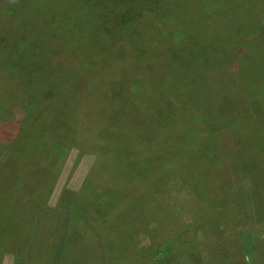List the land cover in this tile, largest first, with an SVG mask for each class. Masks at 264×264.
Masks as SVG:
<instances>
[{"label":"rangeland","instance_id":"1","mask_svg":"<svg viewBox=\"0 0 264 264\" xmlns=\"http://www.w3.org/2000/svg\"><path fill=\"white\" fill-rule=\"evenodd\" d=\"M54 2L44 6L42 17L36 13L28 20L35 29L31 37L16 40L13 60L29 58V42L40 44L47 29L40 48L55 43L66 57L83 51L84 64L90 55H108L111 44L124 61L133 52L142 55L145 44L142 58L149 60L148 67L139 73L118 68L120 78L110 74L104 95L88 96L87 103L95 109L98 105L119 127L112 132L120 134L111 144L116 153L106 154L110 165L101 164L95 149L82 139L64 144L63 154L55 150V139L71 134V103L81 76L79 68L67 64L47 70L42 90L49 97L45 103L37 98L33 110L40 123L53 128L48 135L29 130L28 144L38 148L45 138L41 147L47 156L56 151L49 179L29 175L36 165L28 160L4 165L9 143L17 155L30 147L6 136L27 139L17 131L28 103H18L23 92L0 87V168L5 166L0 170V264L29 259L20 250L15 253L20 260L13 259L21 228L26 236L31 234V241L25 240L28 248L43 243L49 248V258L38 264H58L60 256L59 264H264V0H103L93 9L103 14L101 20L110 28L105 33L81 24L82 11L73 0ZM11 3L0 0V15L20 4L10 8ZM145 10L163 15L164 24L154 28L155 18ZM7 22L0 17L1 25ZM5 48L0 46V57ZM154 60L161 64L154 67ZM139 89L144 94L136 98ZM81 93L87 96L86 90ZM62 103L69 104L64 108ZM76 103L82 108L79 99ZM8 127L12 130L6 133ZM176 127L183 129L170 132ZM193 144L209 153L211 166L220 168L222 188L213 189V177L211 183L203 179L206 166H199ZM254 147L256 161L248 159ZM182 152L187 155L181 162L192 165L179 175L176 161ZM109 167L116 176L122 171L135 174L138 193L122 199L132 186L126 179L124 186L112 180L114 188L109 189ZM128 173L122 172L123 177ZM87 184L103 188L91 196L84 192L90 189ZM67 190L74 195L65 194ZM25 194L21 198L27 219L24 209L9 201L11 195Z\"/></svg>","mask_w":264,"mask_h":264},{"label":"trees","instance_id":"2","mask_svg":"<svg viewBox=\"0 0 264 264\" xmlns=\"http://www.w3.org/2000/svg\"><path fill=\"white\" fill-rule=\"evenodd\" d=\"M49 1L50 0H12V3L10 4V8L11 6H13V3H16L17 5L18 3H20L19 7L16 8L15 11L12 13L11 12L3 13L5 16H2L3 14L0 15L2 19H5L8 21L4 25L0 24V37H1L0 46L3 45V47H6L4 54L0 57V87L1 89L3 88L12 89L13 93L19 94V92H23V99H21L18 103H28V105L24 106L25 111H26L25 112L26 117L23 120L24 122L20 123L21 127L17 131V134H20L21 132H23L27 139L20 140L18 135L14 136L13 138L10 135H6V136H8L13 141V143L19 141L20 143L25 142L27 143V145H29L30 144L29 139H28L29 130L30 132L36 131L37 133L48 135L46 133L50 132L53 126L50 123H40L37 120V118L34 115L35 110H33V103H37L36 102L37 98H40L43 101V103H45V101L49 97L47 92L43 93V90H42V85L49 75L47 70L53 67L54 65H58L59 63H61V65L67 64L68 68H75V69L79 68L80 69L79 75L81 77L79 76L80 79L78 82V92L77 93L75 92V94L76 95L78 94V95L75 98L76 101H74V103H71L75 107L74 112H73L75 116V120L71 117V122L73 124L71 134H69V136H64V137L59 136V139H55L54 144L56 145H54V148H56L55 150L60 152V154H63V151H61V149H64V147L68 146V145L64 146V144L73 142V143H70V145H73L79 142L80 139H82L84 143L86 142L91 148L95 149V152L97 153V156H98L97 160H99L101 164L104 165L105 163H107L108 165H110V161L106 159V154H108V150H110V152L114 151L116 153V149L114 147L112 149L111 144L114 142L115 137L120 135V134L113 135V133H115V131L118 130L119 127L115 125L113 122H111L109 119L105 118L99 112L100 110L97 109L98 105H96V109H95L93 107L95 105H93L92 103H87L88 96L92 95L96 98L99 95H104L103 93H104V86L106 84V79H111L112 78L111 75L116 76L117 78H120V74H118V72L115 73V70H117L118 68H121L122 70H126L127 67H130L132 68V71L138 72V73L141 71H144V69L148 67L147 61L149 60H144L142 58V55H144V52L147 50V48L144 44V46L141 47L142 55L140 53L133 52V54L127 60L124 61V59L120 58L117 55V52L114 53L116 46H114V44H111L109 51H108V55L106 56H102V55L99 56V54L98 55L94 54L93 56L90 55L91 57L90 60L86 61V63L84 64L81 62L83 51L76 53L75 56L66 57L67 52L60 51L61 47H59L55 43L51 44L50 49L45 46H43V48H40L45 42L47 38V33L49 31L45 29L43 31L44 32L43 35H41L40 44H32L29 42L31 49L33 50L29 58L19 59L17 61L13 60L14 50L17 45L14 47L12 46L14 45L16 40H23L25 38L31 37L30 35H32V31L35 28L34 26L27 24L28 20L32 18V16L35 15L36 13H38V16L42 17L44 14L43 8L44 6H46V4ZM73 1L75 2V4H77V6H80V10L82 11L81 24L85 28L96 29L98 32H103V33L108 32L110 30L109 27L104 26L103 19L101 20V17L103 14L101 15V13H96V9L95 11L93 9L94 5H97V3H104L103 0H73ZM4 8L9 9L8 7H4ZM145 9H148V8H145ZM142 13H145L147 15L153 14L150 10L148 11L145 10ZM56 16H58V14ZM161 16L163 15H159V17H157L156 15L153 14V17L155 18V25L153 27L156 29H159L160 24H164L163 20L162 21L160 20ZM22 19L24 20L21 21ZM65 34H66L65 31H62V34L60 33V35H62L63 37L65 36ZM117 38H120V37H117ZM55 41H59V38L56 37ZM152 62H154V67L159 66V65L157 66V63H160V62L155 61V60ZM162 65L164 66V64ZM164 67L167 68V65ZM138 73H135V74H138ZM83 89L87 91L86 97H84L83 93H81ZM18 94L10 96V97L11 98L17 97ZM143 94H144V90L139 89V92L136 98L143 96ZM27 99H30V100L25 101ZM78 99H79V102L83 105L82 108H76L78 104L76 102L78 101ZM66 104H69V103H62L61 107L65 108ZM134 105L138 106L140 105V103H135ZM169 109H171L173 112V110L175 109L174 104H173V107H170ZM84 110H85V113H84ZM170 117L168 118L169 120H170ZM74 121L75 123H73ZM158 121L159 119L157 118V116L154 119H152V122L154 124H156ZM148 122H145V123L147 124ZM168 123L169 122H167V124ZM199 123L201 122H196L195 124L202 126ZM60 125L62 124L60 123ZM190 125H193L192 121H190ZM159 126H160L159 128L161 129V124H159ZM145 129L146 128H143V131ZM182 129L183 128L181 127H176L174 130L170 132L178 133ZM11 130H12L11 127H8L6 130V133L10 132ZM199 139L200 137L197 139V142ZM50 140L51 139H49L48 141ZM2 141H3V138H2ZM45 141H46L45 138L42 139V141L38 143V148H34L30 146L31 145L30 144L29 146L32 148L29 147L27 151H17L18 155L15 152L16 147L14 150L13 148L10 147L11 144L9 143L8 145L9 152L7 155L8 157L6 161L4 162V165L8 166L10 165V163L12 164V161L14 160L15 161L20 160L21 163L22 162L25 163V160H28L27 163L29 165L30 164L36 165L35 170H32V172L29 173V175L33 177V174L36 173L38 176L40 175L45 179H49L51 175L54 176L53 170H55L56 167H54L53 161L56 159H54L53 157H55L57 153L55 151L54 154H52L53 157H50V156L48 157L47 156L48 150L43 151L41 147L43 146L42 144H44ZM35 146L37 147V144ZM193 147H195L194 144H193ZM256 147H254V150L251 149L253 152H250L248 159L254 160L255 158V161H256V156L254 154ZM194 150H196L199 153L197 155L200 156L199 166L201 163H203V165L206 166L204 170H206L207 172L203 170L204 171L203 179L211 183V180L209 179L213 177L214 178L212 182L214 185L213 189L222 188L224 186V179L221 177L222 172L219 167L217 166L214 167L213 165L211 166V162L208 159H206L207 157L208 158L210 157L209 153L206 150H198L197 147H195ZM36 151H38L39 153L36 154L35 153ZM13 152H15V155ZM185 155L187 154L185 152H182L179 155V157H177L176 174H179L178 173L179 171L188 170L189 169L188 166L192 165V163H182L181 162L182 158L184 159ZM8 160H11V162L9 161V163H6ZM4 165L1 166L0 170H2V167L5 168ZM193 166L194 168L197 167V165H194V164ZM209 168L213 171V173H209ZM110 169H112V167L105 168V175L108 178H111L110 182L105 184L107 185L109 189L114 188V185L113 184L111 185L112 180L117 181L118 183L123 184L124 186V179H126L132 184V186L125 189L126 193L123 195L122 199L130 198L131 196H134L138 193L139 185L137 184L138 181H137V176L135 174L133 175L131 173L122 171L130 175H126L123 177L122 172H120L121 174H118V176H116ZM90 178H92V176H90ZM37 179L38 178H34V182L37 183ZM53 180L55 181L56 179L53 177ZM88 183H91V181L88 180ZM87 187L90 189H85L84 192L90 193L91 196L95 193V190H97L98 188L100 189L103 188V186L101 185L99 186L95 185V187L92 189L90 184H87ZM122 187H119V188H122ZM141 188H144L143 183L141 185ZM70 192H71L70 190L69 191L67 190L64 193L65 194L69 193L70 195H74V193L72 192L70 193ZM11 196L12 197L9 198V201H12V202L14 201L17 203V205H19V207L23 208L24 215L26 216V219H27L28 211H25L26 209L22 205L23 198H21V197H27L26 194L16 195V196L11 195ZM72 197L70 198L67 197V198L71 199ZM1 205L3 204L0 202V207H2ZM91 221L92 223L94 222L93 219H90V222ZM18 234L20 235L21 242H19V244L16 246L15 252L12 253L14 254L13 259L15 258L17 262L20 260V257L15 255V253L18 250L22 252H26V254L29 256V259L25 262V264H38L37 261L40 262L41 260L40 256H38V253L40 251H46L44 256H46L49 253L48 251L49 248L47 246H43L44 243L36 248H33V247L28 248L26 246L25 240H27L28 238V241H31V234L26 236L22 228L19 229ZM41 237L35 238V239H42ZM30 250H33V251L29 253Z\"/></svg>","mask_w":264,"mask_h":264},{"label":"crops","instance_id":"3","mask_svg":"<svg viewBox=\"0 0 264 264\" xmlns=\"http://www.w3.org/2000/svg\"><path fill=\"white\" fill-rule=\"evenodd\" d=\"M44 245H45V244H44ZM45 246H46V245H45ZM47 247H48V246H47ZM48 251H49V250H48ZM44 257H45V259L47 260V259L49 258V255L41 256L40 259H44ZM60 257H61V256H60ZM60 257H59V259L57 260V263L61 262Z\"/></svg>","mask_w":264,"mask_h":264}]
</instances>
